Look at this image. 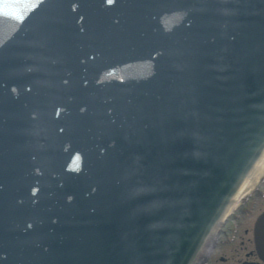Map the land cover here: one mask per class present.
Wrapping results in <instances>:
<instances>
[{
	"label": "water",
	"instance_id": "obj_1",
	"mask_svg": "<svg viewBox=\"0 0 264 264\" xmlns=\"http://www.w3.org/2000/svg\"><path fill=\"white\" fill-rule=\"evenodd\" d=\"M263 147L264 0H0V264H194Z\"/></svg>",
	"mask_w": 264,
	"mask_h": 264
},
{
	"label": "flooded vegetation",
	"instance_id": "obj_2",
	"mask_svg": "<svg viewBox=\"0 0 264 264\" xmlns=\"http://www.w3.org/2000/svg\"><path fill=\"white\" fill-rule=\"evenodd\" d=\"M254 195V199L250 197ZM264 197V179L248 196H246L236 210V213L226 218L215 231L203 242L194 264H208L218 260L225 262L224 255L219 254L220 247L234 240L235 232H239L240 252L242 257L235 260L234 264L241 262H254L264 264V231L261 232L259 240V251L255 246L254 225L257 218L264 212V202L258 203V199ZM229 223H233L229 227ZM228 225V226H227ZM227 228V229H226Z\"/></svg>",
	"mask_w": 264,
	"mask_h": 264
},
{
	"label": "bare ground",
	"instance_id": "obj_3",
	"mask_svg": "<svg viewBox=\"0 0 264 264\" xmlns=\"http://www.w3.org/2000/svg\"><path fill=\"white\" fill-rule=\"evenodd\" d=\"M264 175V147L258 158L252 164L250 169L247 171L241 184L230 200L229 204L225 208L221 219L229 214L234 207L241 202V200L258 184L260 178Z\"/></svg>",
	"mask_w": 264,
	"mask_h": 264
},
{
	"label": "rangeland",
	"instance_id": "obj_4",
	"mask_svg": "<svg viewBox=\"0 0 264 264\" xmlns=\"http://www.w3.org/2000/svg\"><path fill=\"white\" fill-rule=\"evenodd\" d=\"M264 178V175L262 176ZM262 178V179H263ZM254 199V195L250 197V200ZM258 203L264 202V197L259 198ZM236 208L233 212V214L236 213ZM232 216V214L228 215L227 218ZM228 226V225H227ZM233 223H229V227H232ZM227 229V228H226ZM235 237L234 240L231 243L224 244L223 247H220V252L219 254H222L225 256L226 261L225 262H219L218 260L212 262V260L208 264H234L235 260L239 259L242 257V253L240 252V243H239V232H235Z\"/></svg>",
	"mask_w": 264,
	"mask_h": 264
},
{
	"label": "snow or ice",
	"instance_id": "obj_5",
	"mask_svg": "<svg viewBox=\"0 0 264 264\" xmlns=\"http://www.w3.org/2000/svg\"><path fill=\"white\" fill-rule=\"evenodd\" d=\"M112 2V0H109V3H111ZM5 6H10V5H5Z\"/></svg>",
	"mask_w": 264,
	"mask_h": 264
}]
</instances>
